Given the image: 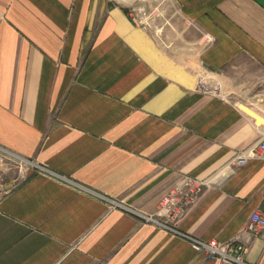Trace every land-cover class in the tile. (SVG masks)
<instances>
[{
	"label": "crops",
	"instance_id": "1",
	"mask_svg": "<svg viewBox=\"0 0 264 264\" xmlns=\"http://www.w3.org/2000/svg\"><path fill=\"white\" fill-rule=\"evenodd\" d=\"M170 1L0 0V264H219L174 231L264 264V0Z\"/></svg>",
	"mask_w": 264,
	"mask_h": 264
},
{
	"label": "built area",
	"instance_id": "2",
	"mask_svg": "<svg viewBox=\"0 0 264 264\" xmlns=\"http://www.w3.org/2000/svg\"><path fill=\"white\" fill-rule=\"evenodd\" d=\"M199 87L200 89H203V91H211V89L207 87V84L203 80H200ZM262 150H264V144H262L259 149L250 150L249 154L251 156L257 155V153ZM246 159L247 156L240 154L236 156L232 162L234 164L241 165L246 161ZM34 167L38 170H46L41 166L36 165ZM185 183L188 186L186 190H183L182 188H176L160 201L158 209L153 215H140V218L146 223L164 228H169L166 225L167 223L182 218L189 206L196 200V198H198L206 186V183L203 181H195L189 178H186ZM103 199L107 201L110 206L109 208L118 207L130 211L129 209L114 201L106 198ZM162 220L166 224L162 223ZM244 231L252 235L264 236V215L260 214L259 212H253L250 215ZM174 232L190 241L193 250L196 253L201 254L204 259H218L219 264H252L245 259L247 250L241 244L234 242H202L200 240L180 234L176 231Z\"/></svg>",
	"mask_w": 264,
	"mask_h": 264
},
{
	"label": "rangeland",
	"instance_id": "3",
	"mask_svg": "<svg viewBox=\"0 0 264 264\" xmlns=\"http://www.w3.org/2000/svg\"><path fill=\"white\" fill-rule=\"evenodd\" d=\"M150 2V9H147V11H144V14L142 13L143 17L146 18V21H149V23H155V22H161L159 10L161 12V9H167V13H170L172 17L175 15V9L174 5L170 0H148ZM145 4V2H144ZM148 4V3H146ZM145 4V5H146ZM165 5L159 6V5Z\"/></svg>",
	"mask_w": 264,
	"mask_h": 264
}]
</instances>
